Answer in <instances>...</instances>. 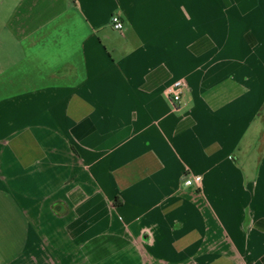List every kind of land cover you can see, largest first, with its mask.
<instances>
[{
	"label": "crops",
	"instance_id": "0c3cea01",
	"mask_svg": "<svg viewBox=\"0 0 264 264\" xmlns=\"http://www.w3.org/2000/svg\"><path fill=\"white\" fill-rule=\"evenodd\" d=\"M0 264H264V0H0Z\"/></svg>",
	"mask_w": 264,
	"mask_h": 264
},
{
	"label": "built area",
	"instance_id": "2783aa9c",
	"mask_svg": "<svg viewBox=\"0 0 264 264\" xmlns=\"http://www.w3.org/2000/svg\"><path fill=\"white\" fill-rule=\"evenodd\" d=\"M111 27L122 33L124 30V22L118 15H113L111 17ZM189 87L188 81L186 79H180L173 83L169 88H167L165 95L170 100L172 107L175 111H180V104L182 101V95L185 90ZM202 182V177L198 175H189L185 173L183 177V184L186 187L200 186Z\"/></svg>",
	"mask_w": 264,
	"mask_h": 264
}]
</instances>
